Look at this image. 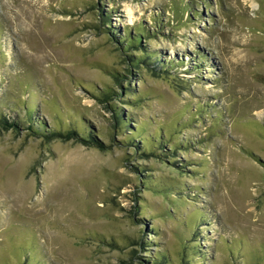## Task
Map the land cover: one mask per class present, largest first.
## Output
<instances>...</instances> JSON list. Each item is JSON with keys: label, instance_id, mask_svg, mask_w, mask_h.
<instances>
[{"label": "rangeland", "instance_id": "rangeland-1", "mask_svg": "<svg viewBox=\"0 0 264 264\" xmlns=\"http://www.w3.org/2000/svg\"><path fill=\"white\" fill-rule=\"evenodd\" d=\"M1 119L0 264H264V0H0Z\"/></svg>", "mask_w": 264, "mask_h": 264}, {"label": "trees", "instance_id": "trees-1", "mask_svg": "<svg viewBox=\"0 0 264 264\" xmlns=\"http://www.w3.org/2000/svg\"><path fill=\"white\" fill-rule=\"evenodd\" d=\"M187 3V2H186ZM184 3L183 5H185L186 9H187V13H190L192 15H194V18H197L196 15V11L193 9L192 5H189L188 3L186 4ZM104 21L107 24V27L105 29L106 34L108 36H110L112 38V40L117 44V46L119 47L120 51L124 52L126 56H128V59L131 60L130 58V54H128V51L133 50V52L136 51H141L140 57L139 59L136 60L135 65L137 67H142L143 65H147V67H150V65L148 64V60L153 54H149V52L147 51V49H145L142 45V41L143 39L145 41L150 40L151 38H154V33L152 34V32L149 30V28L147 26H144L142 24H140L138 27L134 28H129V27H125L123 30V33L121 32L120 28L118 27H114L112 25V20L111 17H109V14H102ZM177 21V19L175 17L172 18L171 22L168 23L167 26H172L174 25V23ZM156 28L159 29V23L156 19ZM157 33V32H155ZM161 66H163V68H166L165 64H162ZM34 114L33 113H29L27 116V120L29 121L30 125L28 130H34L36 135H40L42 136V134L44 133V127L42 126L43 124L40 123V121H37V128L36 127H32V124L34 123ZM117 121H120L119 124H122V126H127L128 130V136L127 139L125 140V143H134L136 138H138L140 144L136 143V145H130V146H134L135 148H137L138 145H141L142 147H144L146 150L149 149L150 151L153 149H157L158 147H162L164 145L163 142L167 141L166 136L165 138H163V135L161 136L162 130L160 129V133L159 135H147L146 133H142V131H140L141 129L139 127L134 128L132 126L129 125V121L127 119H125L121 113H117ZM1 126H4L5 129L7 130H11V129H18V124L16 122H7L6 119H1L0 120ZM136 123V122H135ZM89 135H81L80 133H77V131L75 130H67V131H63V130H52L49 131L48 135H44V136H48L47 138L50 139H57V138H62V139H67V140H78L80 142H83L85 144H91L92 146H95L97 148H101L103 149L105 147V145L103 143H101L100 141H98L91 133H88ZM142 134V135H141ZM168 142V141H167ZM135 144V143H134ZM149 151V152H150ZM160 155V153L158 154ZM193 242H197L198 240L193 239ZM31 248H33V246L31 245ZM195 248H193L194 250ZM198 249V246L196 247V250ZM195 251V250H194ZM200 251H197L196 254H200V256L203 258L204 252L203 253H198ZM202 254V255H201ZM165 256H160L161 259L158 260L161 264H167L166 259L164 258ZM164 259V260H163ZM158 261L155 260L154 263H157ZM166 262V263H165ZM148 264V263H147ZM158 264V263H157Z\"/></svg>", "mask_w": 264, "mask_h": 264}]
</instances>
